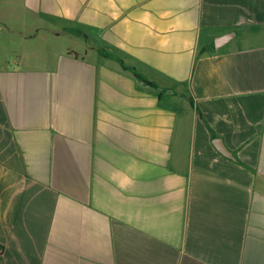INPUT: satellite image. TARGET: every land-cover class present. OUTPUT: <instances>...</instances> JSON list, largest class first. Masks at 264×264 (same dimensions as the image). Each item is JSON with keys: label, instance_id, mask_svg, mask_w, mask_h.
Masks as SVG:
<instances>
[{"label": "crops", "instance_id": "0c3cea01", "mask_svg": "<svg viewBox=\"0 0 264 264\" xmlns=\"http://www.w3.org/2000/svg\"><path fill=\"white\" fill-rule=\"evenodd\" d=\"M0 264H264V0H0Z\"/></svg>", "mask_w": 264, "mask_h": 264}, {"label": "rangeland", "instance_id": "374dc122", "mask_svg": "<svg viewBox=\"0 0 264 264\" xmlns=\"http://www.w3.org/2000/svg\"><path fill=\"white\" fill-rule=\"evenodd\" d=\"M10 46L17 47L18 50H25L29 48V46H22L21 44H17V43H11Z\"/></svg>", "mask_w": 264, "mask_h": 264}]
</instances>
